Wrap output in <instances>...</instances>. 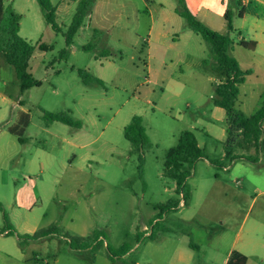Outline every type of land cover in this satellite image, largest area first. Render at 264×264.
Wrapping results in <instances>:
<instances>
[{
    "label": "rangeland",
    "instance_id": "obj_1",
    "mask_svg": "<svg viewBox=\"0 0 264 264\" xmlns=\"http://www.w3.org/2000/svg\"><path fill=\"white\" fill-rule=\"evenodd\" d=\"M50 1L66 32L77 3ZM241 2L230 7L242 10ZM176 5L93 0L67 46L37 0H5V8L12 6L21 17L19 35L34 47L29 70L42 84L22 94L13 67L1 73L8 101L0 99V245L8 256L0 253V264H224L230 251L247 256L246 264H264V148L236 132L230 154L224 149L225 125L212 101L217 72L204 64L210 46L175 13ZM151 15L156 28L164 18H178L177 34L185 30L191 39L167 48L175 45L171 33L167 46L153 45L149 60ZM262 19L264 0H250L237 25L250 40L252 33H264L255 26ZM86 45L92 49L85 51ZM201 46L206 54L198 64ZM234 48L233 56L246 63L239 52H249ZM182 53L193 57L176 64ZM243 69L253 74L240 86L237 107L252 116L264 105V68ZM80 70L103 84H86ZM45 112L70 115L82 127L49 123ZM22 116L25 143L9 130ZM135 116L143 118L151 142L144 149L143 179L139 154L125 137ZM186 130L209 157L196 163L187 180V205L166 162ZM237 155L244 158L231 162ZM169 202L184 205L161 213ZM7 224L20 235L48 228L57 233L24 240L22 256L16 235L1 236ZM67 237H89V248L74 250ZM125 243L128 250L119 255Z\"/></svg>",
    "mask_w": 264,
    "mask_h": 264
},
{
    "label": "trees",
    "instance_id": "obj_2",
    "mask_svg": "<svg viewBox=\"0 0 264 264\" xmlns=\"http://www.w3.org/2000/svg\"><path fill=\"white\" fill-rule=\"evenodd\" d=\"M45 17L47 24L57 33H63L62 28L56 21L55 8L50 0H37ZM76 1V0H74ZM93 0H78L76 13L73 17L72 23L67 31L63 33L66 44L71 45L74 36L81 28L85 17L91 10ZM5 0H0V51L3 53L7 63L13 66L16 76L19 80L21 92H25L33 87L41 86V81L34 78L29 71V61L32 58L34 47L29 45L20 35V21L21 17L16 13L12 6L5 8ZM176 13L184 18L190 30L199 34L209 44V55L204 61V64L212 70H221L226 80L220 82L215 86L213 95V103L216 107H220L226 112V129L228 133L227 141L224 146L230 154V149L236 143V132H242L248 141H254L259 149L264 148V105L258 112L252 116L246 115L244 112L236 107V101L240 93V86L245 82L246 77L251 74L250 71H245L241 68L237 59L229 54V50L233 48V38L231 33L233 28V15L231 11H227L225 19L228 25L227 33H220L205 25L187 8L185 0H176ZM44 50L46 46H42ZM90 45L84 46L85 51H90ZM79 75L83 78L86 84L97 83L102 85L103 82L95 77H90L87 72L80 70ZM45 119L49 122H62L66 125L81 128L82 124L74 120L70 115L54 114L50 112L44 113ZM14 131V130H13ZM20 137L23 135V130L15 131ZM125 137L134 146L136 152L139 154V176L144 177V149L151 147L150 138L147 134L146 128L143 125V118L135 116L132 118L130 124L125 128ZM21 141H23L21 139ZM244 158V156L237 155L230 158L233 162L237 159ZM208 159L209 157L204 149L200 148L196 135L192 131H183L180 134L178 143L175 147L169 149L166 154L167 169H171L173 176L176 179V192L182 195L184 204L187 205L190 198V189L187 185V180L191 176L196 163L199 160ZM212 164L221 169L223 165L218 160H210ZM218 177V174L216 175ZM169 202L164 206L162 212L176 209L178 206L172 205ZM5 220L7 218L5 216ZM158 230V229H157ZM4 231H7L8 236L16 235L20 244L24 240H39L46 238L52 234L57 233L56 228H48L35 232L34 234L20 235L10 226L6 225ZM70 246L74 250H85L89 248L87 238L67 237ZM190 246H195L192 242ZM109 252L110 249L108 245ZM128 250V245L123 244L119 255H124ZM112 259V257L110 258ZM114 262L115 260L112 259ZM247 257L238 251H233L229 257L227 264H246Z\"/></svg>",
    "mask_w": 264,
    "mask_h": 264
},
{
    "label": "crops",
    "instance_id": "obj_3",
    "mask_svg": "<svg viewBox=\"0 0 264 264\" xmlns=\"http://www.w3.org/2000/svg\"><path fill=\"white\" fill-rule=\"evenodd\" d=\"M75 2L78 4V0H76ZM185 3H186L187 8L191 11V13L193 15H195L205 25H207L211 29H213L215 31H218L220 33H227L228 32V25H227V21L225 19V14H226L227 11H231L232 15H233V28H234V31L232 33L234 34V37H235V35L238 37V42L234 41V38H233V48L231 50H229V54L231 56H233V52L235 51L234 50L235 49L234 46H237L238 48L245 49L247 52H249V54H245L243 52H239V53L241 54V56H245L246 63H243L242 61H240L239 58H236L237 61L240 64L241 68L242 69L243 68H264V33H261V34L252 33L250 35V40H248V39L245 38V36L241 32V25H237L238 21H241L243 18H246V16H247V8H248V4L250 3V0H242V2H241L242 5H241V3L239 4V5L242 6V10H238V11H233V9L230 7L233 4V0H185ZM4 5H5V3H4ZM173 8H174V11L176 13L177 5H176V7L174 6ZM76 9H77V5H76ZM75 13H76V11H75ZM87 16H89V15H87ZM87 16L85 17V19H87ZM151 17H152V15H151ZM153 19L154 18L152 17V26H151V28L149 30V41H148V43H149L148 44V58H149V60L152 59L151 52H152L153 45L154 44L159 45L158 47L163 46V45L167 46L168 43H167L166 39H167L168 35H170L171 33L173 35V44H175V45L169 44L167 48L171 47V49H174L175 46L178 43H180L181 41L190 40L191 39V36L185 30H183L182 35L179 36L177 34V32H180V30H182V29H180L181 22L178 20V18H174V19L173 18L172 19L164 18V19H162V26H159L158 28L155 27ZM83 24H84V22H83ZM83 24H82L81 28L83 27ZM255 26H256V28H261V30H264V19H262L260 21V23L256 22ZM80 29L78 30V32L80 31ZM78 32L76 33V35L78 34ZM255 32H256V30H255ZM63 33H65V32H63ZM76 35L74 36L73 41H74ZM153 38H155V39H153ZM73 41H72L71 45H67V46H72L73 45ZM198 53H200V50H199V52H195V54H198ZM205 54H206V50H204V46H201V53L199 54V57L197 58L198 61L196 63L201 64L200 57L203 59L205 57ZM185 56L188 59H192V57H193V55H191L190 53L187 54V55L182 53L179 56V58H178L177 54L176 55L174 54L172 58H178V61H177L178 63H176V64H180V63H182L185 60L184 59ZM171 63H173V61ZM7 65L10 66V67H13V66H11V65H9L7 63L3 53L0 51V78L1 79H3L2 76H1L2 70L7 69V70L11 71V68L6 67ZM149 67H150V65H149ZM215 71L217 72V79H216V83H215V86H216V84H218L220 82H224L226 80V76L221 70H215ZM245 71H249V70L247 69ZM250 72H251V74H253V71H250ZM251 74H249V75H251ZM263 76H264V70H263ZM16 79H17V82L19 84V80H18L17 76H16ZM3 80H5V79H3ZM244 84H245V82L241 86H243ZM20 92H21V90H20ZM214 92H215V88H214ZM213 95H214V93H213ZM239 96H240V93H239ZM239 96H238V98H239ZM212 98H213V96H212ZM0 99H1V101H8V99L6 98V91L3 88H0ZM237 101H238V99H237ZM237 101H236V107H237ZM19 105L22 106L23 102L19 101ZM220 110L224 111L225 114H223ZM239 110H241V109H239ZM214 112L219 114V117L216 118L217 120L224 121L225 131H226V136H227L226 137V141H227L228 133H227L226 124H225L226 118H227L226 112H225L224 109H222L220 107H216ZM24 126H25L24 125V119H23V116H22L20 121H19V123H17L16 125L10 127V129H9L12 134H14V135H16L18 137V139L20 140L21 143H25V139L21 138L15 131L23 130V133H24L25 132ZM263 127H264V125H263ZM186 131H190V130H186ZM21 139L23 141H21ZM225 142L223 143V145L225 144ZM220 144H222V143H220ZM198 145H199V143H198ZM224 149H225V146H224ZM183 205H184L183 203H180L178 205L177 209H180ZM6 232L7 231H3L1 236L8 237ZM34 233H27V234H34ZM17 234H19V233L17 232ZM0 246H1L0 247V253L8 256V252L6 251V248L3 245H0ZM23 246L24 245L20 244V247L18 248V251H20V255L26 256L25 252L23 250ZM27 246L31 247L30 244L27 245ZM232 252L233 251H230V253L228 255L224 256V264H227V262L229 260V257H230ZM57 261L58 260H56V262Z\"/></svg>",
    "mask_w": 264,
    "mask_h": 264
}]
</instances>
